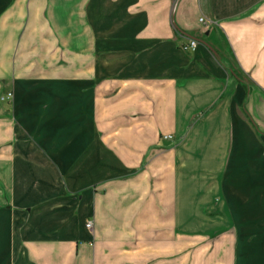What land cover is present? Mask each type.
<instances>
[{
    "label": "crops",
    "instance_id": "1",
    "mask_svg": "<svg viewBox=\"0 0 264 264\" xmlns=\"http://www.w3.org/2000/svg\"><path fill=\"white\" fill-rule=\"evenodd\" d=\"M0 264H264V0H0Z\"/></svg>",
    "mask_w": 264,
    "mask_h": 264
},
{
    "label": "built area",
    "instance_id": "2",
    "mask_svg": "<svg viewBox=\"0 0 264 264\" xmlns=\"http://www.w3.org/2000/svg\"><path fill=\"white\" fill-rule=\"evenodd\" d=\"M200 22L203 23L205 26L208 25V23L204 20V18L200 19ZM198 47V42L195 39H189L188 42L184 45H182V50L184 52H193L196 50V48ZM13 98V93H8L7 96L5 98H3L2 100H10ZM164 140H170L171 137L170 136H164L163 137ZM86 228L88 230H92L93 229V222L89 221L86 223Z\"/></svg>",
    "mask_w": 264,
    "mask_h": 264
},
{
    "label": "rangeland",
    "instance_id": "3",
    "mask_svg": "<svg viewBox=\"0 0 264 264\" xmlns=\"http://www.w3.org/2000/svg\"><path fill=\"white\" fill-rule=\"evenodd\" d=\"M8 93H13V90H12V85L10 84V82H6L4 84V90L2 92V96H1V101L2 103L4 104V108L6 109V111L8 112H12L13 108H14V93H13V98L10 99V100H5L3 101L2 99L5 98L7 96ZM96 128L98 129L99 126L96 125ZM13 145V144H12ZM4 147V146H2ZM30 255L31 257H34L35 256V253L34 251H30ZM33 259V258H32ZM34 260V259H33Z\"/></svg>",
    "mask_w": 264,
    "mask_h": 264
},
{
    "label": "water",
    "instance_id": "4",
    "mask_svg": "<svg viewBox=\"0 0 264 264\" xmlns=\"http://www.w3.org/2000/svg\"><path fill=\"white\" fill-rule=\"evenodd\" d=\"M191 39H193V38H191Z\"/></svg>",
    "mask_w": 264,
    "mask_h": 264
}]
</instances>
